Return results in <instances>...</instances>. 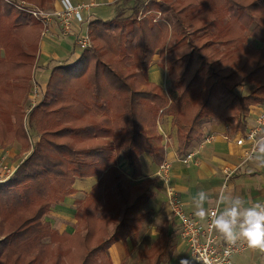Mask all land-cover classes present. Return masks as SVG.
Returning <instances> with one entry per match:
<instances>
[{
    "label": "trees",
    "instance_id": "trees-1",
    "mask_svg": "<svg viewBox=\"0 0 264 264\" xmlns=\"http://www.w3.org/2000/svg\"><path fill=\"white\" fill-rule=\"evenodd\" d=\"M39 31L0 0V145L31 148L0 185V264H113L110 246H135L149 216L155 181L132 180L141 155L164 161L161 118H171L181 158L201 142L205 123L243 131L250 109L264 106V0H115L111 18L87 24L90 49L45 66L46 83L26 111ZM155 56L166 94L148 78ZM244 85L250 90L237 92ZM92 177L73 200V232H58L47 221L52 206L76 193L75 180ZM168 230L164 222L137 250L141 264L166 261Z\"/></svg>",
    "mask_w": 264,
    "mask_h": 264
},
{
    "label": "crops",
    "instance_id": "crops-1",
    "mask_svg": "<svg viewBox=\"0 0 264 264\" xmlns=\"http://www.w3.org/2000/svg\"><path fill=\"white\" fill-rule=\"evenodd\" d=\"M71 1L73 4L89 2L96 3L98 7L91 9V12L95 14V16H98V18L104 19L101 17L103 14L101 16L99 15L101 14L99 13V7L105 4H111L115 0ZM52 7H58V0L52 5ZM37 52L38 56L36 63L39 67L36 69L34 79L38 86H43L46 83L49 74V70H47L45 66L49 62L54 63L55 61L63 60L68 57L70 53L76 55L80 51L76 50L72 36L63 37L60 34L58 27L53 25L52 39H42L40 37ZM148 76L150 78L149 71ZM29 103V97L27 95L24 102L25 110L29 107ZM260 110H264V106L252 107L246 120L245 129L236 133H231L228 127L216 120L205 123L203 126V137L212 134L215 135V139L208 144H202L201 140L200 143L195 144L190 150L195 153L198 162L197 164L186 166L181 163L179 156L176 154L177 140L175 134L173 135V138H163V143L165 144L164 161L168 162L171 167V187L173 188L175 195L183 203L184 211L198 220L199 223H205L207 216L206 212L210 208L216 209V215L222 212L228 199L232 196H239L244 201L245 206H250L255 203L264 204V166H261L258 160V158H264V125L259 133V136L263 139L259 143L256 153L252 158L247 160L244 159L245 152L250 148L248 143H244L242 146L235 145L236 139L243 135L249 128L253 127L254 120ZM160 121L158 125L160 133L163 132L164 134H167L170 132L171 118L165 116L161 118ZM25 156H27V150L21 152V145L16 140L3 142L2 145H0V157H6L15 167L18 166L17 163L21 159H24ZM139 159L141 163V176L132 181L136 183L147 179L154 180V175L158 166L152 162L147 154L141 155ZM119 165L121 167V169H119L127 175L129 170L126 162L121 160ZM224 170L231 172L227 180H225ZM96 181L97 179L94 177L75 180L73 185V188L76 190L75 194L83 193V195H85ZM154 184L157 188L152 189L153 197L151 200L164 203L165 210L169 214L163 187H160L161 189L159 188V186H161L159 185V182H154ZM78 190H84V192H79ZM201 190L206 191L207 196L209 197V199L202 205L205 211L204 217L197 215L198 209L195 204L197 194ZM65 200L66 198L62 203L54 205V208H51L49 214L54 215L52 212H57V214H67L69 209L64 206V204L68 201ZM74 212L75 211L72 212V225L75 223V220L73 219ZM47 221H49L48 218ZM172 222L178 229L176 221L173 219ZM163 223L164 222H160L156 228L157 236L158 228L160 225H163ZM166 225V227H168L167 222ZM73 230L74 226H70L67 229L64 227L57 229L60 233L64 231L71 233ZM215 234L220 244H227L218 232L215 231ZM127 242H129V240H127L126 243L118 241L108 249L107 254L113 264H119L121 261L125 260V255L127 253L125 252V248L129 244ZM234 257L235 259L239 258L234 260ZM232 260L235 264H264V253L247 247L244 252L234 255Z\"/></svg>",
    "mask_w": 264,
    "mask_h": 264
},
{
    "label": "built area",
    "instance_id": "built-area-1",
    "mask_svg": "<svg viewBox=\"0 0 264 264\" xmlns=\"http://www.w3.org/2000/svg\"><path fill=\"white\" fill-rule=\"evenodd\" d=\"M6 2L16 10L33 18L40 25V37L42 39H52V29L53 25H55L63 37H73L75 48L78 51H85L91 48L92 40L87 32V24L93 20L90 10L98 7L96 3L73 4L71 0H58L57 8L47 10L24 1L12 2L6 0ZM83 24L86 25L85 32L82 30ZM39 94V86L35 79L32 78L31 89L28 94L30 103L26 111H29L36 104ZM263 125L264 110H260L255 118L253 127L236 139V146H242L244 143L250 145V148L245 152V160L254 156L259 143L262 141L263 138L259 136V132ZM214 139L215 135H205L202 139V144L211 143ZM180 161L186 166L198 163L193 151H189L182 156ZM16 170L17 167H10L0 157V185L10 181ZM223 172L226 177L225 180H227L231 172L225 170ZM154 176L164 189L168 212L176 221L180 240L186 246L195 264H235L232 257L244 252L247 249V245L244 243H237L235 246L220 244L215 230L210 228L211 218L216 215V209H209L205 223H199L198 220L184 211L183 203L175 195L171 187L170 164L163 161L157 167ZM226 250L228 251L227 255H225Z\"/></svg>",
    "mask_w": 264,
    "mask_h": 264
},
{
    "label": "rangeland",
    "instance_id": "rangeland-1",
    "mask_svg": "<svg viewBox=\"0 0 264 264\" xmlns=\"http://www.w3.org/2000/svg\"><path fill=\"white\" fill-rule=\"evenodd\" d=\"M13 1L17 2V0H13ZM24 1L29 2L31 4H35L37 6L40 5L42 7H51L57 0H24ZM16 11H18V10H16ZM18 12H20V11H18ZM20 13H22V12H20ZM99 13H101V14H99L100 16L103 14L101 17L104 19L111 18L112 14H113V3L100 6L99 7ZM22 14H24V13H22ZM90 14L93 16L92 19H94L95 17H98V16H95V14H93L92 12H90ZM24 15H26V14H24ZM26 16H28V15H26ZM30 19L35 22V20L33 18L30 17ZM85 27H86V25L83 24L82 25L83 32H85ZM250 43L252 45H254V42L250 41ZM92 45H93V41H92ZM76 50H77V48H76ZM37 56H38V52L36 51L34 54L33 60H32V65H33L32 66L33 67L32 68L33 69L32 76H33V78H35V75H36L37 67L35 68L34 65H36ZM158 61H159L158 57L155 56L152 60V65H151L152 67H150V70H149L150 78H149V76H148V78L150 81H154L156 84H158L162 88L163 93L166 94L165 92H166V89L168 86V83L166 81V72H165V70H163L157 66ZM30 89H31V83H30ZM249 90H250V88L248 86L244 85V86L239 87L237 89V92H239L240 94H245ZM170 127H171V130L167 134H164L163 132H161L162 136L164 135V137H163L164 139L173 138V135L175 134V127L173 125L172 120L170 123ZM26 129L28 130V127H26ZM158 130H159V127H158ZM28 131L30 133V137H29L30 140L29 141L32 142V140L35 139V137H36V133L33 132L32 128L29 129ZM159 132H160V130H159ZM30 149L31 148L27 149V154L30 152ZM2 159L10 167L14 166L11 162L8 161L9 159H7L6 157H4ZM22 160L23 159H21L17 164H20V162ZM120 162H121V160L118 163V167L121 169V167L119 165ZM225 179H226V177H225ZM157 182H159V181H157V179H156L155 183H157ZM159 185H161V183ZM80 186H83V185H80ZM160 187H162V185L159 186V188ZM154 188H157L155 186V184H154V187L152 189H154ZM163 191H164V189H163ZM79 192H84V190H81ZM83 197H84L83 193L73 194V195L66 197L65 201H68V202H66V204H64V206L68 207V209H69L67 214H62V213L57 214V212L56 213L52 212L54 215L49 214V216H47L50 224L53 225L52 227L55 230L61 229L62 227L67 229L70 226H74L71 224L72 223V212L74 211V207L72 206V201L74 199H82ZM53 208H54V206H52V209ZM144 209L148 211L149 216L143 224V228L141 229L140 237L138 238V242L136 243V245L132 246L130 244V242H127L129 244L126 246L125 252H128L129 256L127 257L128 253H126V255H125L126 264H141L142 263L136 257L137 256L136 252H137V250H139L143 247H149L150 244L155 240V238L157 237L156 228L160 222H167L169 231H173L172 232L173 248H172L168 258L166 259V261L163 264H195L194 260L189 255L186 246L184 245L183 242H181L180 236H179V231H178L177 227L174 225V223L172 222L173 217L170 214H168L167 211L165 210L164 203L154 202V201L150 200L148 202V204L144 207ZM210 209H214V208H210ZM111 230H112V228H109L108 232H111ZM238 243H243V242H238ZM238 258L235 259V257H234V260H237Z\"/></svg>",
    "mask_w": 264,
    "mask_h": 264
},
{
    "label": "clouds",
    "instance_id": "clouds-1",
    "mask_svg": "<svg viewBox=\"0 0 264 264\" xmlns=\"http://www.w3.org/2000/svg\"><path fill=\"white\" fill-rule=\"evenodd\" d=\"M258 160L264 166V158ZM208 199L206 191L198 192L195 204L200 217L205 216L202 205ZM210 228L218 232L230 246L242 241L249 249L264 253V204L245 206L239 196H232L223 211L211 218Z\"/></svg>",
    "mask_w": 264,
    "mask_h": 264
}]
</instances>
